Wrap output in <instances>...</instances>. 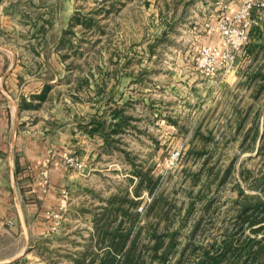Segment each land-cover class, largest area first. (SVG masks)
<instances>
[{
	"label": "rangeland",
	"instance_id": "1",
	"mask_svg": "<svg viewBox=\"0 0 264 264\" xmlns=\"http://www.w3.org/2000/svg\"><path fill=\"white\" fill-rule=\"evenodd\" d=\"M23 7L12 8L18 27L27 25ZM40 7L31 22L45 26L48 42L61 30L62 64L47 69L55 86L30 108L77 123L85 142L65 157L90 172L84 188L65 190L55 228L10 264H97L108 249L102 226L128 230L119 262L134 240L148 264H198L205 250L217 264H264V211L243 214L252 225L239 216L245 203H264V0ZM92 120L107 140L88 132ZM224 241L240 254L221 256Z\"/></svg>",
	"mask_w": 264,
	"mask_h": 264
},
{
	"label": "crops",
	"instance_id": "2",
	"mask_svg": "<svg viewBox=\"0 0 264 264\" xmlns=\"http://www.w3.org/2000/svg\"><path fill=\"white\" fill-rule=\"evenodd\" d=\"M43 1L0 0V264H10L34 238L46 234L51 222L46 212L64 203L63 189L84 188L90 172L64 162L85 142L77 123H61L52 109L30 108L55 86L50 84L57 74L47 75V69L62 64L61 30L58 39L55 31L48 42L45 26L31 22V7L40 9ZM20 4L29 8L18 14L27 22L22 27L10 21L15 16L12 8Z\"/></svg>",
	"mask_w": 264,
	"mask_h": 264
},
{
	"label": "trees",
	"instance_id": "3",
	"mask_svg": "<svg viewBox=\"0 0 264 264\" xmlns=\"http://www.w3.org/2000/svg\"><path fill=\"white\" fill-rule=\"evenodd\" d=\"M48 87V86H47ZM46 87V89H47ZM44 95L43 93L39 97V99H43ZM114 117L118 116V114L114 113ZM93 126L88 132L92 133L93 131L99 132L104 140H107L108 137V130L106 129V126L101 121L92 120ZM104 130V131H103ZM118 128H113L111 132H116ZM121 199L120 201H122ZM261 207V211H264V203L257 201L256 203H245L241 209L240 219L248 220V224L252 225L256 220H254L255 217L252 219H247V216L243 217V214L246 213L249 209L254 208L248 213V216L255 211L257 208ZM119 210L122 212L123 215L127 214V209L119 208ZM264 218V217H263ZM98 242L103 243V240L107 238V246L108 249H105V252L103 256L99 259L97 264H148L147 262L143 261L139 254H135V243L134 240L127 246V248L122 252L123 258L119 262L116 257V254L120 253L123 248L126 245L127 237H128V230L125 232H118L117 230L114 231H108L107 226H102L99 228L98 232ZM256 242V240L253 241V244ZM161 245V241L156 240L154 241L153 245L151 246V249L154 251ZM252 245V242H251ZM250 246V245H249ZM221 248L224 249L221 256H226L227 253L230 254V256H236L240 254L237 252L238 249L235 247H231L230 244L227 243V241H224V243L221 245ZM155 254V253H154ZM156 256V255H154ZM164 254H162L159 258L164 259ZM94 260H89V262L84 263V261H81L80 264H92ZM79 260L76 259V263L78 264ZM218 259L216 258L215 254H209V251L205 250L203 255L201 256L200 260L198 261V264H217Z\"/></svg>",
	"mask_w": 264,
	"mask_h": 264
},
{
	"label": "built area",
	"instance_id": "4",
	"mask_svg": "<svg viewBox=\"0 0 264 264\" xmlns=\"http://www.w3.org/2000/svg\"><path fill=\"white\" fill-rule=\"evenodd\" d=\"M247 11V10H246ZM240 39L239 41L237 42V45L240 47L241 44L245 43L247 41L246 39V35H243V32L240 31ZM242 39V40H241ZM64 162H65V165L71 169H75V170H82L84 164H83V161L79 158H77L76 156H67L65 157L64 159ZM41 175L43 178H46L47 177V168H43L42 171H41ZM61 194H62V198L65 199L66 197V191L65 189H63L61 191ZM62 205H60L56 210H53L49 213L50 217H51V225L49 227V230H53L55 228V226L57 225V222L59 221V218H60V212L59 210H61V207Z\"/></svg>",
	"mask_w": 264,
	"mask_h": 264
},
{
	"label": "water",
	"instance_id": "5",
	"mask_svg": "<svg viewBox=\"0 0 264 264\" xmlns=\"http://www.w3.org/2000/svg\"><path fill=\"white\" fill-rule=\"evenodd\" d=\"M110 124V123H109Z\"/></svg>",
	"mask_w": 264,
	"mask_h": 264
}]
</instances>
